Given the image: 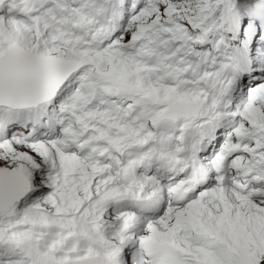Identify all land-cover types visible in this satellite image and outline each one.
Returning <instances> with one entry per match:
<instances>
[{"label":"snow or ice","instance_id":"1","mask_svg":"<svg viewBox=\"0 0 264 264\" xmlns=\"http://www.w3.org/2000/svg\"><path fill=\"white\" fill-rule=\"evenodd\" d=\"M0 264H264V0H0Z\"/></svg>","mask_w":264,"mask_h":264}]
</instances>
